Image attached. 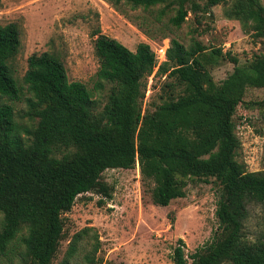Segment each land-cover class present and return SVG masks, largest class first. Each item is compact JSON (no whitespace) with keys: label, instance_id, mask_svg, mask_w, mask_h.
I'll list each match as a JSON object with an SVG mask.
<instances>
[{"label":"trees","instance_id":"obj_1","mask_svg":"<svg viewBox=\"0 0 264 264\" xmlns=\"http://www.w3.org/2000/svg\"><path fill=\"white\" fill-rule=\"evenodd\" d=\"M103 1L123 16L153 12L159 22L170 14L167 23L173 28L188 12L211 16V8L221 6L224 19L254 38L264 37L260 0ZM92 35L97 61L92 92L68 82L61 61L42 52L27 57L21 78L35 125L21 135L11 107L0 104V252L21 246V264H51L62 238L61 215L75 198L85 193L109 198L101 174L136 164L144 194L157 207L183 198L190 181L212 179L218 189L216 232L188 255L177 239L172 264H264V243H249L242 235L247 205L264 211V170L248 172L236 160L239 142L232 123L246 89L264 88V56L233 65L215 83L209 68L224 60L220 49L199 43L184 47L170 39L154 72L164 77V98L142 111L154 53L144 43L130 51L98 29ZM19 45L17 26L0 25V100L16 101L21 93L10 66ZM104 84L106 102L96 111L92 94ZM85 231L71 237L60 264L75 257ZM94 262L93 254L83 255L82 264Z\"/></svg>","mask_w":264,"mask_h":264},{"label":"rangeland","instance_id":"obj_2","mask_svg":"<svg viewBox=\"0 0 264 264\" xmlns=\"http://www.w3.org/2000/svg\"><path fill=\"white\" fill-rule=\"evenodd\" d=\"M260 3L264 7V0ZM125 13L114 11L103 0H0V25L13 23L19 32V49L10 66L21 87L18 100L2 99L0 104L11 107L21 135L37 120L30 115L25 101L28 94L21 83L27 57L53 54L61 61L68 82L82 83L92 92L97 69L95 29L130 51L138 43L148 45L157 63L163 61L162 51L170 39L184 47L199 43L207 50L218 48L225 58L209 68L215 83L222 81L233 65H241L253 55L264 56V37L254 38L236 21L224 19L221 6L212 7L211 16L188 12L179 28L167 23L170 14L154 22L153 12ZM155 69L144 80L142 111L164 98L165 80L154 74ZM108 87L104 84L101 91L92 94L96 111L105 104ZM232 123L239 142L236 160L248 172L264 170V88L246 89ZM100 179L111 189L110 197L85 193L75 198L70 210L61 215L62 238L51 264L61 263L71 237L82 230L86 231L69 264H82L86 253L93 254V264H172L170 255L177 239L184 243L183 251L188 255L208 243L216 232L219 192L212 179L188 182L184 197L165 207L152 205L144 194L136 164L130 170H105ZM242 235L249 243H264V211L259 205H247ZM21 250V246H9L0 252V264H21Z\"/></svg>","mask_w":264,"mask_h":264},{"label":"built area","instance_id":"obj_3","mask_svg":"<svg viewBox=\"0 0 264 264\" xmlns=\"http://www.w3.org/2000/svg\"><path fill=\"white\" fill-rule=\"evenodd\" d=\"M162 56H163V60H164V51H162ZM155 65H156V67H157V65H159V63H157L156 60H155Z\"/></svg>","mask_w":264,"mask_h":264}]
</instances>
